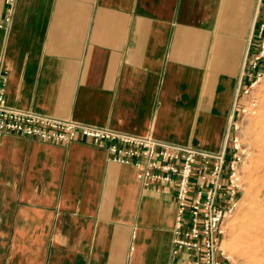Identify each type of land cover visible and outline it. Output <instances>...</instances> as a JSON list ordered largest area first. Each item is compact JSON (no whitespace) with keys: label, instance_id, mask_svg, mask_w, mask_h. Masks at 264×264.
Masks as SVG:
<instances>
[{"label":"crops","instance_id":"0c3cea01","mask_svg":"<svg viewBox=\"0 0 264 264\" xmlns=\"http://www.w3.org/2000/svg\"><path fill=\"white\" fill-rule=\"evenodd\" d=\"M259 2L0 0L6 100L220 151ZM176 212L104 146L0 135V264H193L173 254Z\"/></svg>","mask_w":264,"mask_h":264},{"label":"built area","instance_id":"2783aa9c","mask_svg":"<svg viewBox=\"0 0 264 264\" xmlns=\"http://www.w3.org/2000/svg\"><path fill=\"white\" fill-rule=\"evenodd\" d=\"M256 24L243 74L248 69L249 76L258 75L259 79L264 68V0L259 2ZM6 79L4 56L0 54V135L18 134L54 144L90 142L104 146L111 159L133 164L144 186L174 191V255L192 254L193 264H235L221 246L224 222L235 209L243 184L241 164L246 150L241 149L236 124L230 143L227 141L220 151L202 150L10 105ZM253 83L239 89L237 97L248 93Z\"/></svg>","mask_w":264,"mask_h":264},{"label":"rangeland","instance_id":"374dc122","mask_svg":"<svg viewBox=\"0 0 264 264\" xmlns=\"http://www.w3.org/2000/svg\"><path fill=\"white\" fill-rule=\"evenodd\" d=\"M262 70L260 78L256 75L250 91L243 95L242 107L246 110H240L234 120V124L238 126L236 133L241 142V149L246 150L241 164L243 184L239 190L237 205L224 222L221 247L235 264H264V256L260 254V259L257 260L255 250L250 251L259 248L258 244L248 237L251 236L253 224L258 222V210L264 211V68ZM262 189L259 198L258 193ZM248 252L251 254H247Z\"/></svg>","mask_w":264,"mask_h":264},{"label":"bare ground","instance_id":"6f19581e","mask_svg":"<svg viewBox=\"0 0 264 264\" xmlns=\"http://www.w3.org/2000/svg\"><path fill=\"white\" fill-rule=\"evenodd\" d=\"M264 189V188H263ZM263 189L258 193V197L260 198L261 197V192L263 191ZM258 212L260 213V215H258L257 216V219H258V222L257 223H254L253 224V229H252V231L250 232V235L251 236H249L248 235V237L250 238H252V240H254L257 244H258V250L257 249H255L254 248V246H253V250H250L251 252L252 251H254L255 252V256H256V259L257 260H259L260 259V254L262 255V256H264V211L263 210H258ZM254 214H256L255 212H254ZM252 228V227H251ZM251 228H249V231H250V229ZM248 228H247V226H246V229L245 230H247ZM242 233H244L243 231H241ZM246 232V231H245ZM245 234V233H244ZM247 235V234H246ZM242 236H243V234H242ZM245 239V238H244ZM246 239H247V237H246ZM250 240V239H249ZM247 242H248V240H247ZM251 243V242H250ZM248 247H250V246H248ZM251 248V247H250ZM252 249V248H251ZM245 250H246V248H245ZM247 251H248V248H247ZM247 251H245V252H247ZM246 254V253H245ZM247 254H251V253H247ZM250 256V255H249ZM255 256H254V258H255ZM251 259V258H250ZM264 259V258H263ZM257 260H255V262H257ZM263 262V261H262ZM261 263V262H260ZM263 264V263H262Z\"/></svg>","mask_w":264,"mask_h":264}]
</instances>
